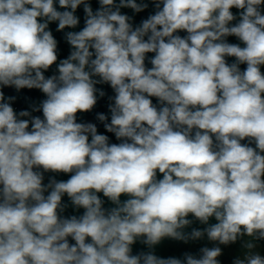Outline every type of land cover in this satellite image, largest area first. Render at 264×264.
I'll use <instances>...</instances> for the list:
<instances>
[{"label":"clouds","instance_id":"1","mask_svg":"<svg viewBox=\"0 0 264 264\" xmlns=\"http://www.w3.org/2000/svg\"><path fill=\"white\" fill-rule=\"evenodd\" d=\"M151 3L0 0V264H264V0Z\"/></svg>","mask_w":264,"mask_h":264},{"label":"rangeland","instance_id":"2","mask_svg":"<svg viewBox=\"0 0 264 264\" xmlns=\"http://www.w3.org/2000/svg\"><path fill=\"white\" fill-rule=\"evenodd\" d=\"M50 74L51 72L46 73V75H50ZM4 91L6 95L16 96V100L13 106L17 111L29 109L32 104L38 103L39 100L43 99V94L40 93L39 90H37V94L35 97L30 96L29 94L30 90L28 89H23L19 93H17L14 89H4ZM81 117L82 114H79L78 119L81 120ZM47 175L50 174H46V181H47ZM192 227L200 228L203 226L198 223H194ZM188 230L190 231L191 229ZM261 244L264 245V243ZM136 245L142 246L145 249V251L148 250L146 246L141 245L139 242ZM205 245L211 246L206 239L201 241H195V242L190 241L188 243H184L183 241H176L166 238L159 245L155 246L154 251L158 256L163 258H168V257L182 258L185 252L198 254L199 248ZM221 247L223 248V255L219 258L221 264H232V260L237 256L241 255V253L243 252L242 242H237L236 244L227 247L225 246H221ZM262 254H264V250H262Z\"/></svg>","mask_w":264,"mask_h":264},{"label":"trees","instance_id":"3","mask_svg":"<svg viewBox=\"0 0 264 264\" xmlns=\"http://www.w3.org/2000/svg\"><path fill=\"white\" fill-rule=\"evenodd\" d=\"M90 2L92 3V6H93V8L95 10V8L98 7L97 0H90ZM144 2L149 4V7L144 12H141V13H138V14H133L131 9H123L122 10V11L126 12L127 14L134 16V24L138 25L142 19L147 18V16L150 13L154 12V7H153V5L151 3V0H144ZM233 11H236V10H233ZM77 15H79L81 17V25H80V27H82L83 26V15H84L82 7L77 10ZM51 27L53 28L54 35L56 36L57 40L59 41V49H60L61 58H64V57L67 56V54L69 52V46L64 41L63 34L59 33V32H55V24L51 25ZM181 35H184V34L181 33ZM228 39H229V42H238V41H236V39L234 37H229ZM148 55L151 56L152 54H148ZM229 59L231 60L232 58H229ZM97 87L98 88H102L106 92V95H105V97L98 99L97 105L93 109L92 112H90V113H81L82 114L81 120L85 121V122L96 123L97 127H98V131L100 133H102V134L109 135L110 139L112 141H114V143H116L117 141L115 140V137L111 133H106V131H105L104 127H103V124L96 119V115L98 113H104L106 115H109V117H110V113L108 112V104H109L110 101H109L108 97L113 95L112 90H111V88L108 85H97ZM29 94H30L31 97H35L36 94H37V90H35V89L30 90ZM153 102L156 103L155 98H153ZM56 178L58 180H66V179H68V176L64 175V174H59V175L56 176ZM65 202H67V197H65ZM81 212H82V210H81ZM68 213H72L71 207H69ZM261 243H264V241H262ZM141 250L145 251V249L142 246L134 245V252L141 251Z\"/></svg>","mask_w":264,"mask_h":264}]
</instances>
